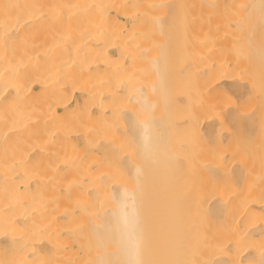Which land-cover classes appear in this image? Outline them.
Here are the masks:
<instances>
[{"label":"bare ground","instance_id":"1","mask_svg":"<svg viewBox=\"0 0 264 264\" xmlns=\"http://www.w3.org/2000/svg\"><path fill=\"white\" fill-rule=\"evenodd\" d=\"M163 3L0 0V264L75 262L80 220L91 264H264V0L244 3L228 70L208 27L174 63Z\"/></svg>","mask_w":264,"mask_h":264},{"label":"rangeland","instance_id":"2","mask_svg":"<svg viewBox=\"0 0 264 264\" xmlns=\"http://www.w3.org/2000/svg\"><path fill=\"white\" fill-rule=\"evenodd\" d=\"M150 0H139V3H141V8H144L145 6H147L146 4H147V2H149ZM164 3L163 4H161V6H163V5H165L164 6V9L163 10H161V6H159V8L157 9L156 8V6H155V9H156V11H155V9H153V10H151V13L150 14H148V16L149 15H151L152 17H150L151 19L149 20V19H147V18H149V17H145V19H147V20H149V23L147 22V20H146V25H147V23L149 24V25H151L150 23V21H153V19H154V17H153V15L155 14L154 13V11L157 13V15L156 16H160L162 19H164L165 18V16L167 17L166 18V20L164 19V21H165V23H166V28H165V30H164V32H163V34H159L161 37H162V35H165L166 36V38H168L167 40H168V47H169V50H170V53H171V59L173 60V61H175L174 63H176L177 64V66L179 65V63L178 62H180L181 61V65L183 66L184 64H185V62H184V58H186L185 56V54H184V49L186 48V49H190V48H187L190 44H189V41L191 40V42L192 43H194V42H197V43H194L193 44V47H194V45H195V47H196V45L199 47V45H201V42H202V44L206 41V42H208V37L206 38L205 36H206V32L210 29V28H212L213 30L215 29V28H217V27H215V28H213L214 26H218V30L216 31V30H214L215 32H217V33H215L213 30H211L210 29V31L211 32H208V33H211V34H215V35H221V36H223L224 34V36L223 37H220L218 40H220L221 42H222V44L225 46L223 49L225 50L224 52H223V50L221 51V52H218V53H216L217 55L216 56H219L220 58H221V60H223V66H224V62H225V68L226 67H228V69L230 68V65H231V57L232 56H234L235 57V59H236V61L237 62H240V61H242V56L241 55H239V57H238V55H236V54H234V55H232L231 53H230V51L228 50V49H225V48H227V46L228 45H233L234 43L235 44H237V46H238V42L240 41L239 39H238V35H240L241 33H243V32H245V30H243L242 28H241V26H243V25H246L247 26V24L249 25H251L252 26V22H249V19H250V17L248 16V15H246V13H245V9L243 8L244 7V3L246 2V0H221V2L222 3H220V0L218 1V0H214L213 1V3L211 2L210 4H208L207 2H206V0H178L179 1V5L176 3V1L177 0H175V13L178 15H176L175 13V15L173 14V13H171L170 12V10L168 9V6H167V3H169V0L166 2V0H162ZM170 1H172V0H170ZM177 1V2H178ZM203 1V2H202ZM212 1V0H211ZM216 1H218L219 3H217ZM225 3V4H224ZM223 4V5H222ZM142 5L144 6V7H142ZM157 6V7H158ZM179 6V7H178ZM149 7V6H148ZM179 8V14H178V11H177V9ZM158 10V11H157ZM159 10H161V11H159ZM169 10V11H168ZM152 11H153V13H152ZM164 11H165V13H164ZM159 12V13H158ZM162 13V14H161ZM158 14H160V15H158ZM162 15V16H161ZM242 15H243V17L244 18H241L242 17ZM155 16V17H156ZM246 17H247V19H246ZM153 18V19H152ZM249 18V19H248ZM138 19V18H137ZM145 19H144V21H145ZM179 19V23H178V20ZM242 19V20H241ZM244 19V20H243ZM235 20V21H234ZM247 20V22H246V24H244V22ZM210 21H211V23H213L214 24V26H213V24H211L210 23ZM231 21V22H230ZM250 21H251V19H250ZM233 22H236V24L235 23H233ZM237 22H240V23H237ZM242 22V23H241ZM210 23L212 26H208V24ZM173 24H174V26H173ZM237 25V24H239L240 25V27L238 26H236L235 28L233 27L234 25ZM204 25V26H203ZM206 25V26H205ZM249 25V28L248 29H250L251 28V26ZM204 27H206V31H205V33H204V31L203 30H205V28ZM207 27L209 28L208 30H207ZM149 28V27H148ZM150 28H151V26H150ZM171 28V29H170ZM173 28V29H172ZM247 28V27H246ZM174 30V31H173ZM178 30V31H177ZM151 31H153L154 32V30H151ZM189 31L191 32V33H194L193 35L195 36H197V37H195L196 39H194L193 38V35H191V33H190V35L188 34L189 33ZM214 33H213V32ZM223 31V32H222ZM237 31H239V32H237ZM240 31H242V32H240ZM153 32H150V33H152V35H156L157 33H155L154 32V34H153ZM149 33V34H150ZM171 33V34H170ZM199 33V34H198ZM224 33V34H223ZM237 33H239V34H237ZM152 35H150V36H152ZM158 35V34H157ZM157 35L156 36H153V37H157ZM186 35H188V38H187V36ZM200 35V36H199ZM205 35V36H204ZM231 35V36H230ZM234 35V37H232ZM236 35V36H235ZM165 36H164V38H165ZM177 36V37H176ZM189 36H191L190 38H192V39H190L189 38ZM226 36H228V37H226ZM238 36V37H237ZM241 36V35H240ZM152 37V38H153ZM160 37V38H161ZM199 37H201V38H206V40L204 41V39H201V38H199ZM216 37V36H215ZM214 37V38H215ZM157 38H159V37H157ZM163 38V40H165ZM235 38V42L233 41V39ZM150 40H151V38H150ZM202 40V41H201ZM153 43L156 41V38H153ZM162 41V40H161ZM199 41H201V42H199ZM227 42L228 41V43L230 42V44H228V43H223V42ZM233 41V42H232ZM157 42V41H156ZM158 42H159V40H158ZM181 44H180V43ZM205 42V43H206ZM231 42H232V44H231ZM189 44V45H187V44ZM191 43V44H192ZM204 43V44H205ZM157 44V43H156ZM156 44H153V45H155V47L153 46V47H151V49H152V52H153V50H154V53H155V51L157 50V47H156ZM179 44V45H178ZM187 45V46H186ZM202 46V45H201ZM177 47V48H176ZM191 47V46H190ZM198 47H196V48H198ZM233 47V46H232ZM154 48V49H153ZM181 48H182V50H181ZM229 48V47H228ZM232 48H230V50H231ZM228 50V51H227ZM151 52V53H152ZM229 52V53H228ZM173 53V54H172ZM179 53H180V56H179ZM182 53V54H181ZM180 59V60H179ZM184 59V60H183ZM186 61V60H185ZM227 62V63H226ZM229 63H230V65H229ZM179 66L180 68H182V66ZM184 67V66H183ZM227 69V68H226ZM227 69V70H228ZM174 72V75L176 74H181L182 73V75H177V76H175V78H174V80H175V85H174V91H175V93L177 94V96L178 97H176L178 100L179 99H181V98H183V95L184 94H186V96H187V98L188 97H190L191 95H193L190 91H192L191 89L193 88V87H195V86H197V87H195L196 89H198V81H197V74H196V72H194L193 70H192V72L190 71V74L188 73V72H179V71H177V70H174L173 71ZM176 72V73H175ZM194 72V73H193ZM186 73V74H185ZM188 73V74H187ZM193 76H192V75ZM196 74V75H195ZM188 75V76H187ZM186 76V77H185ZM196 76V77H195ZM177 78V79H176ZM181 78V79H180ZM184 78V79H183ZM193 78V79H192ZM145 80H146V78H145ZM180 80V87H179V85H178V90H176V88H177V84H178V81ZM181 81H183V83L181 82ZM183 85V86H182ZM194 85V86H193ZM193 86V87H192ZM182 87H183V89H187L186 91H184L183 90V92H182ZM195 88H193V89H195ZM181 92V93H184V94H181V93H178V92ZM188 93V94H187ZM179 94H181V95H179ZM227 95V96H226ZM185 96V97H186ZM179 97H181V98H179ZM224 97L226 98V99H224ZM220 99V98H222V99H224V101L225 100H227V98H228V104H226V102H224L223 103V105L225 106V108L227 107V105H229L230 104V98H229V95L228 94H225V96H223V95H221V96H219V97H217V99ZM221 101V100H220ZM222 102V101H221ZM220 102V103H221ZM179 104L178 105H180V108H179V110H181V111H178L177 112V114H179V115H181L180 113H184V111L186 112V110L184 109V108H186V106H185V103L184 104H182V103H180V102H178ZM182 105V106H181ZM187 105V107L189 108V105L188 104H186ZM221 105H222V103H221ZM222 105V107H224ZM179 107V106H178ZM183 109V112H182V109ZM187 109V108H186ZM178 110V109H177ZM222 125H223V123H222ZM225 125V127H226V124H224ZM118 126L120 127H117V125L116 126H114V129H116L117 131H118V129H121V126H120V124H118ZM222 127V126H221ZM225 127H222V129H221V131L222 132H225V134L227 133L228 134V132H229V127L228 128H226L227 129V131H226V129H225ZM118 128V129H117ZM181 129H183L182 131H183V133H182V131H181V134L180 133H178L179 135V137H181V139L182 140H180L179 142L181 143V145H185L186 143H184L185 141L187 142V144L189 143V141H190V145L188 144V145H185V146H190V147H195V146H198L199 144L198 143H200V140H199V142L198 141H195L194 139L195 138H197V135H195L194 133H190L189 131L188 132H186L187 131V129L188 128H181ZM229 129V130H228ZM114 131V132H116V133H114V134H116V135H118L117 137H115V135H112L113 137H115V138H113L112 137V139H117L118 141H115L114 140V142L116 143L117 142V144L116 145H121L122 146V150L123 149H125V151L122 153V155H124L125 156V158H127V159H129V154L131 155L132 153H131V149H132V143L131 142H128L127 141V139H125V135L119 130V132L117 133V131ZM186 130V131H185ZM189 130V129H188ZM113 131H111V133H113ZM121 134V136H120V134ZM193 135H195V137H193ZM230 135V134H229ZM187 136H189V138H187ZM184 137H185V139H184ZM119 138H121V142H120V139ZM123 141V142H122ZM182 141H183V143H182ZM113 142V143H114ZM128 144H127V143ZM198 142V143H197ZM118 143H120V144H118ZM198 144V145H197ZM177 145H179L178 143H177ZM127 146H129V148L127 147ZM131 147V148H130ZM119 149H121V147L119 148ZM121 150V151H122ZM99 151L100 150H97V152L96 151H94V153H96V155H98L99 156ZM128 151H129V154H128ZM100 156H101V153H100ZM131 158H132V156H130ZM84 160H86V158L84 159ZM93 168H95L96 169V167L94 166V167H92V169ZM94 171V170H93ZM116 175V174H115ZM115 175H113L114 176V178L116 177ZM120 176V175H119ZM151 177L153 176L152 174L150 175ZM124 177H125V175H124ZM148 177V176H147ZM65 178V177H64ZM116 178H118V177H116ZM119 179H122V177L121 178H119ZM149 179V178H148ZM65 180H66V178H65ZM64 180V181H65ZM114 180H116V179H114ZM151 180V179H150ZM153 180H155V179H153L152 178V182H153ZM86 184H87V181H84ZM83 182V183H84ZM150 181L148 180L147 181V183H149ZM155 182L156 183H158L156 180H155ZM154 182V183H155ZM124 183L125 184H127V186H133L134 185V179H133V177L131 176V175H126V177H125V181H124ZM146 183V184H147ZM151 184H153V183H149V185L151 186ZM84 185V184H83ZM155 186V187H154ZM157 187V184H153V189L154 188H156ZM150 188V187H149ZM148 188V189H149ZM146 189H147V187H146ZM152 189V188H151ZM85 191V190H84ZM153 191V190H152ZM152 191H149V192H151V194L148 192V196H149V194H150V197L151 196H153V195H157V193H156V191H155V189H154V191L152 192ZM157 191H158V189H157ZM155 193V194H154ZM159 195V194H158ZM187 196H189V195H187ZM189 198V197H188ZM152 199H153V201H155L154 199L155 198H153L152 197ZM151 199V200H152ZM160 199V197H157V200H159ZM190 199V198H189ZM106 200V199H105ZM150 200V199H149ZM150 200V201H151ZM102 201H104V200H102ZM100 202L101 204H103L104 205V202ZM99 202V201H98ZM103 206V205H100V204H97V206ZM151 208V207H150ZM158 208H159V205H158ZM93 209V208H92ZM92 209H88V211L89 210H92ZM190 212V211H189ZM84 216L86 215V213H84L83 214ZM82 217V219L84 218L85 219V217ZM85 222V220L84 221H82V220H80V222H77L78 224H76L75 225V229H76V232L77 233H75L74 235H72L71 237H69V239H71V241L72 240H74L75 238L77 239V240H75V241H73L72 242V245L74 246V250H76V251H78V256L80 255V257L78 258V256H77V260L75 261V262H71V261H68L69 263H71V264H77V262H78V264H91V260H90V258H89V255H88V250H87V248H80L81 246L80 245H77V243L78 244H81V245H83L84 246V236H83V234H82V231H81V229L82 228H79L81 225H83L82 223H84ZM81 223V225H79ZM78 225V226H77ZM78 230V231H77ZM79 233H80V235H79ZM76 235H77V237H76ZM74 236V237H73ZM79 237V238H78ZM76 241H78L77 243H75ZM76 246H78L77 248L78 249H75L76 248ZM80 246V247H79ZM79 249H80V251H79ZM82 250H84V251H82Z\"/></svg>","mask_w":264,"mask_h":264}]
</instances>
